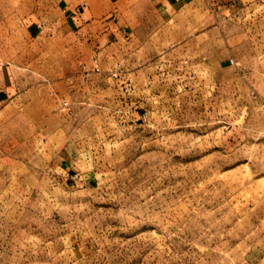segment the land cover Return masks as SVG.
Masks as SVG:
<instances>
[{
  "label": "rangeland",
  "instance_id": "obj_1",
  "mask_svg": "<svg viewBox=\"0 0 264 264\" xmlns=\"http://www.w3.org/2000/svg\"><path fill=\"white\" fill-rule=\"evenodd\" d=\"M59 1L0 0V264H264V0L138 66L28 28Z\"/></svg>",
  "mask_w": 264,
  "mask_h": 264
},
{
  "label": "crops",
  "instance_id": "obj_2",
  "mask_svg": "<svg viewBox=\"0 0 264 264\" xmlns=\"http://www.w3.org/2000/svg\"><path fill=\"white\" fill-rule=\"evenodd\" d=\"M200 10V0H60L44 16L31 7L28 28L37 34L48 31L46 41L52 43L73 33L83 50L99 56L115 49L113 56L138 66L192 40L189 32L199 29L198 22H183L182 15L187 12L195 19ZM68 46L62 45V53L69 54Z\"/></svg>",
  "mask_w": 264,
  "mask_h": 264
}]
</instances>
